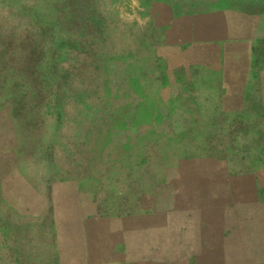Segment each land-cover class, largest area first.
<instances>
[{
	"label": "rangeland",
	"instance_id": "1",
	"mask_svg": "<svg viewBox=\"0 0 264 264\" xmlns=\"http://www.w3.org/2000/svg\"><path fill=\"white\" fill-rule=\"evenodd\" d=\"M166 1L0 0V264H264L263 77L179 186L138 191L121 94Z\"/></svg>",
	"mask_w": 264,
	"mask_h": 264
},
{
	"label": "crops",
	"instance_id": "2",
	"mask_svg": "<svg viewBox=\"0 0 264 264\" xmlns=\"http://www.w3.org/2000/svg\"><path fill=\"white\" fill-rule=\"evenodd\" d=\"M166 3L164 22H154L148 35L138 32L152 47L144 55L139 51L138 70L129 71L121 94L129 104L122 144L148 154L137 163L142 168L137 187L144 198L149 189L180 185L179 176H169L174 170L180 174L187 151L198 149L193 144L198 135L240 127L251 102L248 94L264 78V0ZM173 150L181 152L175 156ZM190 209L171 206L163 213ZM149 211L138 206V220ZM145 229L139 220L138 234Z\"/></svg>",
	"mask_w": 264,
	"mask_h": 264
}]
</instances>
